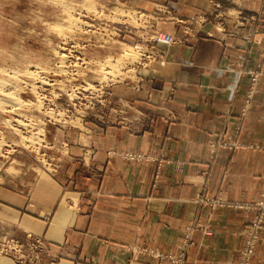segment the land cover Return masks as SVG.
<instances>
[{"label": "rangeland", "instance_id": "374dc122", "mask_svg": "<svg viewBox=\"0 0 264 264\" xmlns=\"http://www.w3.org/2000/svg\"><path fill=\"white\" fill-rule=\"evenodd\" d=\"M244 1L0 0V264H57L52 242L38 231L39 221L53 222L62 203L79 207L68 192L100 176V164L92 162L97 156L108 162L151 159L119 149L125 141L110 130L150 127L154 116L136 100L150 98L152 69L168 63L174 45L230 32L264 16L248 13ZM246 73L252 95L262 71ZM209 145L213 153L247 146L227 134L216 135ZM263 193L264 183L251 201L212 193H198L194 201L210 210L243 209L237 205ZM199 228L209 232L198 221L188 227L186 239ZM129 250L175 264L184 259L182 253L140 245Z\"/></svg>", "mask_w": 264, "mask_h": 264}, {"label": "crops", "instance_id": "0c3cea01", "mask_svg": "<svg viewBox=\"0 0 264 264\" xmlns=\"http://www.w3.org/2000/svg\"><path fill=\"white\" fill-rule=\"evenodd\" d=\"M248 13H264V0H245ZM168 63L152 69L150 98L136 105L154 116L150 127L110 130L119 149L147 153L149 161H92L101 174L69 193L77 209L62 203L55 220L39 221L57 264H175L133 255L131 245L183 254L182 264H238L244 232L253 217L245 209L210 210L198 193L233 201L259 197L264 183V16L230 32L198 36L168 49ZM262 71L252 95L246 69ZM218 134L247 144L220 148ZM239 141V140H238ZM252 145V146H251ZM76 190V191H74ZM198 221L209 227L193 230ZM251 264H264V232Z\"/></svg>", "mask_w": 264, "mask_h": 264}, {"label": "built area", "instance_id": "2783aa9c", "mask_svg": "<svg viewBox=\"0 0 264 264\" xmlns=\"http://www.w3.org/2000/svg\"><path fill=\"white\" fill-rule=\"evenodd\" d=\"M170 38L168 37V40ZM237 208L252 210L255 213V216L251 221V225H249V229L246 232V246L243 250V256L239 263L250 264V258L252 257L257 243L261 239V232L264 231V193L258 200L244 205H237Z\"/></svg>", "mask_w": 264, "mask_h": 264}, {"label": "bare ground", "instance_id": "6f19581e", "mask_svg": "<svg viewBox=\"0 0 264 264\" xmlns=\"http://www.w3.org/2000/svg\"><path fill=\"white\" fill-rule=\"evenodd\" d=\"M73 25V24H72ZM62 42V41H61ZM62 58V57H61ZM64 59V58H63ZM119 63V62H118ZM256 82V81H255ZM3 84V83H2ZM15 89V88H14ZM48 93V92H47ZM7 99H8V97H7ZM7 99H5V100H7ZM9 101L11 100V99H8ZM16 129V128H15ZM39 130V129H38ZM131 156V155H130Z\"/></svg>", "mask_w": 264, "mask_h": 264}]
</instances>
